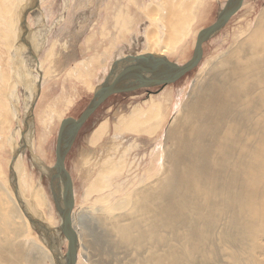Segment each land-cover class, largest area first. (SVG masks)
Returning a JSON list of instances; mask_svg holds the SVG:
<instances>
[{"label": "bare ground", "instance_id": "6f19581e", "mask_svg": "<svg viewBox=\"0 0 264 264\" xmlns=\"http://www.w3.org/2000/svg\"><path fill=\"white\" fill-rule=\"evenodd\" d=\"M14 1L0 0V39L9 47L8 52L14 38L5 19ZM199 1L148 2L141 16L149 26L144 28V51L139 55L163 57L175 52L190 30ZM126 8L118 15L115 11L105 13V25L110 20L113 27L106 26L86 38L84 48L94 55L88 60L85 57L86 61L69 72L75 78L84 80L91 72L93 79L105 69L118 44L130 42L137 23ZM243 36L217 60L203 63L180 113L168 127L170 146L162 154L160 175L148 178L149 182L116 203V214L106 208L87 214L73 211L80 246L78 258L95 264H264V10ZM97 38L102 42L99 45H95ZM105 41L110 45L102 51ZM124 58L128 57L114 58L110 70ZM88 79L85 84L93 97L99 85H90ZM162 95H166V89L134 109L127 121L118 122L120 125L114 128L117 135L122 139V131L126 130L153 136L157 130L154 123L158 124L162 112ZM1 104L0 148L5 147L1 134L8 128L7 122H12ZM50 119L45 115L41 123H49ZM106 130L105 122L96 130V137ZM19 169L23 172L17 165ZM97 180L101 181L100 176ZM2 185L0 181V264H47L49 257L53 262L49 250L34 236L28 217Z\"/></svg>", "mask_w": 264, "mask_h": 264}, {"label": "rangeland", "instance_id": "374dc122", "mask_svg": "<svg viewBox=\"0 0 264 264\" xmlns=\"http://www.w3.org/2000/svg\"><path fill=\"white\" fill-rule=\"evenodd\" d=\"M95 1H98L97 4ZM129 1L40 0V9L32 10L26 18L28 27L32 31L28 39L30 40L29 43H32V50L38 52V66L33 65L34 60L30 47L28 46L27 49V45L22 39L21 22L24 18V9L27 6L33 7V0H15L11 13L7 17L5 16L8 25L6 28L9 29L8 31L12 29L9 33L13 34L14 42L8 52L9 47L4 45L0 39V104L2 102L1 106L6 107L5 112L7 113L8 110L12 116V122H7L8 128L1 134L4 136L2 144L4 143L5 147L0 148V181L22 210L11 186V168L15 169L18 175L20 195L26 211L55 231L56 236L59 237L57 246L62 256L66 252L67 240L59 231L61 220L54 206L49 188V177L45 169H49L55 164L56 140L61 126L60 122L69 117L78 118L93 98L88 84H85L88 76L90 85H100L111 71L110 66L114 58H117L118 55L128 57L134 54L133 56H135L144 51L143 34L149 26V22L141 15H143L147 3L149 2L148 5H151L150 2L153 0ZM159 1L161 0L153 1L152 5H159ZM227 1L200 0L196 4L190 30L186 32L175 52L163 57L179 65L189 61L195 48L198 33L215 22L218 13ZM121 2H123L122 6H120ZM129 3H133V6ZM125 7H127L128 15L132 13L131 16L134 15L133 19L137 23L134 34H132L134 38L130 36V42L119 43L105 69L94 74L93 79L90 77L91 72H88V76L84 80H79L78 76L75 78L72 75L73 69L76 70L74 66L76 67V64L83 62L84 59L86 61V58L88 60L94 55V52H87V48H84L87 47L86 38L92 34L100 33L101 29L104 30L106 26L108 28L110 25L109 27L112 28L113 22L110 20H108L109 24L105 25V13L111 14L115 11V15H118V12L121 13ZM112 8L115 9L112 10ZM263 10L264 0H245L242 9L230 20L227 26L204 44V58L200 66L179 82L164 89H151L150 96L146 90L112 96L96 111L81 130L66 160V167L74 182L75 213L87 214L96 211V209L105 210L106 208V211L116 214L118 211L113 209L116 203L127 199L130 193L140 188L143 183L149 182V179L160 175L162 154H165L164 149L170 146V142L167 140L168 127L174 117L180 113L179 109L181 110V106L187 100L194 81L203 68V63L217 60L235 41L241 40L243 35H246L250 28L255 26V22ZM16 18L17 22L15 21ZM136 31H139V36H135ZM15 32L16 37H14ZM99 38L95 40V45L102 43ZM109 45L110 42L105 41V46L101 48L102 51ZM5 52H8L9 55L7 56ZM86 70L85 73L88 71ZM71 71L72 73H69ZM52 74H54L53 77H51ZM11 87L13 89L12 94L10 92ZM165 89L166 95L163 96V94L161 97L162 112L159 113L158 124L154 123V129H157L154 135H134L123 130L122 134L120 133L121 136L124 135L121 139L114 129L115 126L120 125L121 121H127L134 109L143 107L146 101L156 97L155 95H159ZM4 97L6 98L4 99ZM34 97L37 100L34 108V120L31 124L32 129L27 134L29 145L14 160L16 149L20 146L22 135L26 130L24 125L26 110ZM61 98L64 100L60 101ZM169 114L171 115L169 116ZM45 115L47 118L51 117L50 121H52L42 124ZM105 122L107 123V130L96 137V130L99 131ZM46 125H49L48 127L51 129H47ZM18 161L20 162L18 163ZM17 165L21 166L23 172L20 169L17 170ZM22 173L24 177H21ZM98 176H100L101 181L97 180ZM22 212L24 211L22 210ZM31 228L37 241L49 250L38 231L32 225ZM49 252L53 262L49 257L46 263L57 264L50 250ZM78 256L80 257V246ZM80 260L82 257L81 259L78 258L79 264H84V261L86 264H95L92 260L87 262L86 258L82 260L83 262Z\"/></svg>", "mask_w": 264, "mask_h": 264}, {"label": "water", "instance_id": "95a60500", "mask_svg": "<svg viewBox=\"0 0 264 264\" xmlns=\"http://www.w3.org/2000/svg\"><path fill=\"white\" fill-rule=\"evenodd\" d=\"M245 0H228L220 10L213 24L203 28L197 36L196 45L192 57L185 64L179 65L176 62L160 56L129 55L115 64L103 82L96 89L92 100L78 118H66L61 123L57 134L55 149V164L45 169L49 177V188L55 205L56 212L60 217L61 224L59 231L67 240L65 255L62 256L58 249L59 237L55 231L49 228L44 222L28 214L20 195L18 175L14 168H11V186L16 194L22 210L28 217L32 227L42 236V240L53 254L57 264H78L79 243L78 236L74 230L72 214L75 207V189L72 176L67 167L66 160L69 152L74 146L81 130L96 113V111L112 96L130 94L139 90H147L150 96V89H164L174 85L189 73L197 69L204 58V44L220 33L230 20L242 9ZM40 0H33L32 6L24 9V18L21 22L23 28L22 39L24 44L30 47V52L35 66H38V52H34L28 41L32 31L28 27L26 18L32 10H39ZM114 64V63H113ZM40 89V85H39ZM37 100V99H36ZM35 97L26 110L24 118L25 132L21 138V144L16 149L14 160L20 153L28 148V133L32 129L34 120Z\"/></svg>", "mask_w": 264, "mask_h": 264}, {"label": "flooded vegetation", "instance_id": "af4514ba", "mask_svg": "<svg viewBox=\"0 0 264 264\" xmlns=\"http://www.w3.org/2000/svg\"><path fill=\"white\" fill-rule=\"evenodd\" d=\"M159 89H160V88H159ZM150 90H151V89H150ZM150 90H149V91H150ZM146 91H147V90H146Z\"/></svg>", "mask_w": 264, "mask_h": 264}]
</instances>
